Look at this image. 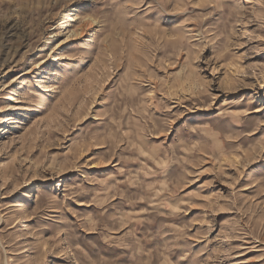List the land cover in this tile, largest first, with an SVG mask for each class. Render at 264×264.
Listing matches in <instances>:
<instances>
[{"label": "rangeland", "instance_id": "1", "mask_svg": "<svg viewBox=\"0 0 264 264\" xmlns=\"http://www.w3.org/2000/svg\"><path fill=\"white\" fill-rule=\"evenodd\" d=\"M0 264H264V0H0Z\"/></svg>", "mask_w": 264, "mask_h": 264}, {"label": "bare ground", "instance_id": "2", "mask_svg": "<svg viewBox=\"0 0 264 264\" xmlns=\"http://www.w3.org/2000/svg\"><path fill=\"white\" fill-rule=\"evenodd\" d=\"M242 12V11H241Z\"/></svg>", "mask_w": 264, "mask_h": 264}]
</instances>
